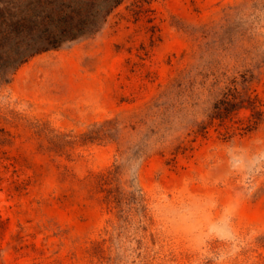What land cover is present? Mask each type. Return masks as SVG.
Wrapping results in <instances>:
<instances>
[{
    "label": "rangeland",
    "instance_id": "374dc122",
    "mask_svg": "<svg viewBox=\"0 0 264 264\" xmlns=\"http://www.w3.org/2000/svg\"><path fill=\"white\" fill-rule=\"evenodd\" d=\"M213 74L252 79L256 129L207 117ZM0 264H264V0H123L0 85Z\"/></svg>",
    "mask_w": 264,
    "mask_h": 264
},
{
    "label": "trees",
    "instance_id": "16d2710c",
    "mask_svg": "<svg viewBox=\"0 0 264 264\" xmlns=\"http://www.w3.org/2000/svg\"><path fill=\"white\" fill-rule=\"evenodd\" d=\"M123 0H0V85L8 83L15 71L29 59L49 50L58 49L81 38L97 33L107 17ZM213 78V79H212ZM210 78L208 77L207 80ZM203 88L219 95L210 120L225 121L241 110L250 115L239 129L244 132L256 129L263 119L261 103L247 86L252 79L243 76L223 79L211 76ZM206 81H204L205 84ZM239 86L244 90H240ZM206 129L205 122L198 120L188 124ZM96 130V129H92ZM42 131V130H41ZM44 132V131H43ZM92 131L88 132V135ZM56 134L54 133L53 136ZM66 137V136H65ZM121 166L117 165L97 175L106 192L107 204L119 211L131 207L135 192L123 189ZM115 183V186L112 184Z\"/></svg>",
    "mask_w": 264,
    "mask_h": 264
}]
</instances>
